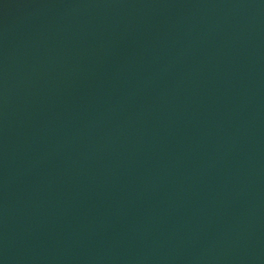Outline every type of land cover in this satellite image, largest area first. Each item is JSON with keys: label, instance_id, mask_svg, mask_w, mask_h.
Segmentation results:
<instances>
[{"label": "water", "instance_id": "1", "mask_svg": "<svg viewBox=\"0 0 264 264\" xmlns=\"http://www.w3.org/2000/svg\"><path fill=\"white\" fill-rule=\"evenodd\" d=\"M0 264H264V0H0Z\"/></svg>", "mask_w": 264, "mask_h": 264}]
</instances>
